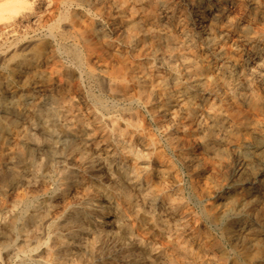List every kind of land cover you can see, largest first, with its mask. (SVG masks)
<instances>
[{"label":"rangeland","instance_id":"obj_1","mask_svg":"<svg viewBox=\"0 0 264 264\" xmlns=\"http://www.w3.org/2000/svg\"><path fill=\"white\" fill-rule=\"evenodd\" d=\"M34 1L36 2V3L34 2V14L35 15L33 14V15L29 16L28 18L23 19L22 24L15 26L13 29H9L10 31L6 30L5 31L6 33L5 32L0 33V40H1L0 41V49H1V51H0V60H1L0 61V66H1L0 67V88L4 91L8 92V93L16 94V93H19L20 91H23V90L33 91L32 89H34L35 86H38L41 88L39 92L45 93L47 95H51L56 100V102L45 101L46 104H45V102H44V104L46 106L57 105V104L59 106H61L64 103H66V105H68L66 107L69 109V117L72 120L75 119L74 121L76 123H77V121L89 123V125H91L93 127L92 134L95 137V145H97V148H95L94 144H92V143H90L87 146V150L93 156L92 165L88 166L87 165L88 163H82V165L81 164L78 165L77 170L75 171V174L81 175L82 178L78 182H73V184H71V186H70V189L67 191H63L61 189L62 185H61L60 180H59L60 178L58 175V171L55 168L50 169V172H47L45 175L39 176L40 177L39 182L29 183L26 185L25 188H24L25 185H23V184L16 186V187H13V188H10L9 186H7V181L3 180L0 177V179H1L0 180V205H9V203L11 204L12 199L14 197H16L17 195L22 196V195L28 194L31 196L30 199L28 198L26 203H22L20 205L17 204L15 206L14 214L16 215L15 216L16 222L14 221V224L12 225L13 231L10 234L9 239H7V240L5 239L6 243H4V241H3L4 238L2 236H0V264H10V263L11 264H19V263L20 264H48V263L49 264H53V263L57 264L58 261H56V258H54L55 253L47 245V242H49L51 240L50 237L53 235V233L55 231H58L61 234H63L69 243H71L73 241L71 243V246L69 249V254H67L66 256H64L61 259L62 264H122V263L123 264H165L166 262H167L166 264H184V263L196 264L198 260L201 263L198 262L197 264H202V263L203 264H212V263L213 264H217V263L223 264L224 261H225V264H229V263L230 264H236V263L237 264H244V263L245 264H254V263L264 264V254H263L264 253V244L261 242V241L264 242V239H263L264 238V230H263L264 229L263 228L264 227V206H263L264 205V197H263L264 196V189H263L264 187H262V186H264L263 185L264 180L262 179V178H264V150H263L264 149V132H262L264 129V124H263L264 123V118H263L264 117V97H263L264 96V92H263L264 91V82H263V80H264V24H263L264 23V16H263L264 15V0H231V1L230 0H217V1L216 0H186V1L185 0H180V1L179 0H164V1L159 0L160 1L159 4L161 3L160 5H162L160 7H164L166 10H168V14H170L169 15L170 17H168V19L170 18V20H172V21L167 20V19L163 20L165 18H163L161 16L162 13L159 14L157 11H155V10L153 11L152 5H154L153 4L154 0H145V2H143L144 1L143 0L142 2L136 3L133 5L134 9L129 7L130 3H132L133 0L132 1L131 0H125V1L123 0L124 2L121 0L123 2L124 8L126 7L125 9L121 10L122 12L118 9L114 0H112V1L111 0H104L101 3H97L96 0H73V1L71 0V1H68V3L65 2V0H48V1H50V3L47 2V0H45V1L40 0L41 2L38 0H34ZM55 1H57V2H55ZM78 1H80V2H78ZM199 1L201 3H199ZM125 2L127 3V5ZM187 2H188V4H187ZM45 3L48 5H45ZM102 3L105 5L103 6ZM77 4H79V5H77ZM51 5H53V6H51ZM146 5L148 6V8H146L147 7ZM257 6H258V11L255 10L257 8ZM85 7H87V8H85ZM237 7L239 8V10H237L238 9ZM208 8H210V9H208ZM42 9H44V10H42ZM48 9H49V11H48ZM59 9L62 13H60ZM126 9H127V11H126ZM132 9L134 11H132ZM136 9H137V11H136ZM199 9H201V11H202L201 13H198ZM86 11H87V13H86ZM106 11L108 12V14L110 16L107 14ZM48 12H49V14H48ZM105 12H106V14H105ZM134 12H136V13H134ZM140 12H141V14H140ZM44 13L46 14L45 16H43ZM132 13H134V14H132ZM260 13H263V14H260ZM37 14H39V15H37ZM196 14H201V16L204 17V19L202 20V22H204V24L206 23L204 26V29H201V27H200L201 22L199 23L198 20L196 19V18H198V17H196ZM130 15H132V16H130ZM253 15L255 17H253ZM36 16H37V18H36ZM88 16H91V17H88ZM135 16H137V17H135ZM42 17H44V18H42ZM211 17H212V19H210ZM228 17H230V19ZM254 18H255V20H254ZM50 19H51V21H49ZM55 19H57V20H55ZM122 20L124 22H122ZM130 20H132L134 23L144 22L142 24L148 25V26H149V22H151L152 24H150V25L152 28H154L153 30L161 32V33L169 31L172 28H173L172 30L177 35H179V33L182 29L189 30L191 32V34H192V32H193V34L195 32L196 35L195 34L194 35L197 36L196 38H198L199 40L195 41L196 43H195V46L193 48L196 50V58H197L198 62L199 63L202 62V64L203 63L204 64L211 63L214 73H218V72L221 73L222 72L221 77L223 78L224 82H222L221 79L220 80L218 79L216 81L217 83H216V86L214 88L205 89V91H203L202 89H192L191 92L187 94L188 96L187 95H185V96L184 95H178V93H175L171 97V99L177 98V99H180V102L178 104L176 103V104L172 105L171 107H169L167 109L164 108L163 102L161 101L162 89L159 88V85H158L159 77L163 74H171V75L175 74L181 80H183V79L185 80L187 78V76L185 74V71H182V70H185L184 64L182 63L181 58H177L175 60L174 59L170 60V57L168 56V53L165 50H161V51L156 52L155 49H156L157 45L154 41H153V43H152V41L147 42L148 44L146 43V45L140 49V52L139 51H138V53L133 52L134 49L138 48L137 46L139 45V43L136 41L134 43L133 42H126V41H124V39L122 37L124 34H126L128 31L131 30L130 29V23L128 24V22ZM161 20L164 22H162ZM25 21L26 22L28 21L29 26L27 25V23L25 24ZM34 21H36V23ZM184 21H186L187 23ZM105 22H108V23L105 24ZM165 22H166V24H165ZM168 22L170 23V25ZM178 22H180V23H178ZM219 22H220V24H219ZM225 22H226V24H225ZM62 23H63V25H62ZM64 23H66L67 25ZM159 23L162 24L163 26L160 25ZM254 23H255V25H254ZM41 24H43V25H41ZM157 24H159L160 29H159V26H157ZM171 24H173L177 28H175ZM177 24H179V25H177ZM23 25H24V27H23ZM210 25L214 26V27L216 26L218 30L222 29V32H221L222 35L217 36L218 37L217 39L219 40V42L222 43V46L224 45L223 47L225 48V51L229 49L223 55H219V54H217V52L209 51L207 48V44L205 42V39H203V35H205L206 33L209 32ZM228 25H229V27H228ZM259 25H261V26H259ZM117 26H119V27H117ZM124 26H125V28H124ZM161 26H162V28H161ZM19 27H21V28H19ZM206 27H208V28H206ZM166 28H167V30H166ZM188 28H190V29H188ZM36 29H38V30H36ZM19 30H21L22 32H20ZM159 30H161V31H159ZM201 30H203V31H201ZM48 31L49 32L51 31V32L49 33ZM113 31H115V32H113ZM117 31H118V33H117ZM177 31H178V33H177ZM206 31H208V32H206ZM238 31H239V33H237ZM102 32L105 33V36L107 35L106 38H103L100 36V35H102L101 34ZM44 33L45 34L47 33V35H44ZM72 33L74 36L72 35ZM82 33H84L83 35L86 36V39L89 41V44L91 46L90 49H87L85 46L83 47V45H82L83 42L79 38V35ZM201 33H202V35H201ZM6 34H7V36H6ZM48 34H50V35H48ZM235 34H238V35L235 36ZM2 35L3 36L5 35L3 37L4 39L2 38ZM10 35H12V36H10ZM52 35H53V37L49 38V36H52ZM68 35L71 37H69ZM120 35H122V36H120ZM118 36H120V38H118ZM243 36H244V38H243ZM67 37H69V38H67ZM100 37L102 38V40ZM245 38H247V40ZM252 38H253V40H252ZM76 39H77V41H76ZM104 39L107 43V49H106L105 55L101 54L102 53V51H101L102 46H104L103 45ZM120 39H121V41H120ZM255 39H257V40H255ZM26 40H29L28 43L30 42L29 44H31V45H29ZM229 41L231 42L230 44L227 43ZM56 42L59 44L57 45ZM73 42L74 43L76 42V43L74 44ZM201 43H202V45H201ZM233 43H234V45H233ZM134 44H136V45H134ZM235 44H239V45H237V47L239 49L236 47ZM120 45H122V46H120ZM31 46H33V47H31ZM55 46H56V48H55ZM73 46L76 47L78 50L82 51L83 55L85 56L86 60H84L83 63L78 64L76 62V60L73 58V56L70 55V52L68 53V48L73 47ZM46 48H48V49H46ZM61 48H63V49L61 50ZM245 48H247V49H245ZM9 49H10V51H9ZM112 49H114V50H112ZM235 49H237V50H235ZM240 49H241V51H240ZM57 50H59V51H57ZM119 50H120V52H119ZM234 52H236V53H234ZM86 54H88V56ZM197 54H199V55H197ZM233 54H235L236 56ZM114 55H115V57H114L115 59L112 58ZM155 55H156V57H155ZM90 56H93V57H90ZM105 56H107V57H105ZM151 56H153V57H151ZM229 56H230V58H229ZM240 56L242 59L240 58ZM244 56H246V57H244ZM45 57L47 58V60ZM135 57H136V59H135ZM199 57H200V59H199ZM5 58H6V60H5ZM9 58H10V60H9ZM156 58H158V60ZM224 58H225V61H224ZM97 60L99 61V63ZM112 60L114 62H112ZM165 60H166V63H165ZM167 60L168 61L170 60L171 63L173 65H175V70L171 71L169 69L168 63L170 61L168 62ZM50 61H52V62H50ZM95 61H97V62H95ZM146 61H147V63H146ZM151 62H153V63H151ZM212 62L214 63V65ZM101 63L103 65H101ZM108 63H109V66H108ZM31 64H34V65H31ZM134 64H136V65H134ZM148 64H149V66H148ZM154 64H156V65H154ZM120 65H121V67H120ZM38 66H39V68H38ZM75 66H77L78 69ZM232 66H234V67L232 68ZM109 67H110V69H109ZM166 67H168V68H166ZM112 68L113 69L117 68L118 70H120V71H118V73H120V75L117 74L118 78L117 77H115V78H116V81L118 82V84L120 85L121 91H123L124 94L128 95L129 98L115 97L112 94L111 90L107 88L106 85L108 84L109 80H111V78H112V76L110 75V70ZM224 68H226V69H224ZM229 68H231V69H229ZM132 69L134 71H136L137 74H139L141 78L144 79L145 82L142 84L146 87V89L152 91V94H150L151 99H149V101H148V99L145 100V98L144 99L139 98V94H138L139 93V89H138L139 85L134 80H132L131 78L130 79L129 78H126V79L122 78V75H121L122 72L128 73ZM237 69L238 70L240 69V70L238 71ZM259 69H261V70H259ZM106 71H108V72H106ZM255 71H257V73ZM261 72H262L263 76H262ZM28 73H29V75H27ZM160 73H162V74H160ZM2 75H4V76H2ZM84 75H86V76H84ZM71 76H73V77H71ZM103 76H105V77H103ZM147 78H149V79H147ZM256 79H258L259 82L256 81ZM148 81H149V83H148ZM31 82H32V84H31ZM237 82H238V84H237ZM254 83H255V85H254ZM260 84H262V85H260ZM67 85H68V87H67ZM45 86H46V88H45ZM134 86H135V88H134ZM15 87H16V89H14ZM251 87H252V89H251ZM10 88H13V89H10ZM49 90H50V93L48 92ZM73 90H74V92H73ZM106 90H107V92H106ZM167 90H171V87L169 86V88H167ZM211 91L214 93V95ZM88 93H90V94H88ZM70 94H72V95H70ZM252 94L256 95L257 98L259 100H261V103L263 105L262 110H261L260 114H258V115L254 114L253 110L249 109L248 106L242 101L243 96H245V95L249 96ZM192 96H194V97H192ZM121 98H123V99H121ZM193 101H198V102L196 105L195 104L193 105V103H192ZM199 101H201V102H199ZM146 102H148V103H146ZM187 102H188V104H187ZM114 103H115V107H114ZM180 104H181V106H180ZM232 104L238 106L240 115L247 116L249 119H252V118L257 119V124L259 125V128L256 129V131L258 130L259 132L253 131L254 132V135H253V133H249L248 131H246L239 122H237V123L235 122V124L232 125L233 124L232 122H234V121L232 120L231 117H227V119H225L223 122L222 121L217 122L219 125L217 123H216L217 125L215 123L212 124L209 121L210 116H211V109H210L209 105L214 106V107H218L221 109L222 113H226L227 109H228V105H232ZM177 106H178V108H177ZM71 107H72V109H71ZM79 107L81 108V110ZM85 109H87V111ZM187 111H191V113L193 115L192 118H189L187 115H185V113ZM104 113L107 115H105ZM110 114L111 115L113 114V115L111 116ZM206 114H207V116H206ZM114 115H116V116H114ZM54 116L56 118V121H55L56 128H58V129L62 128L64 126V120H63L62 116L58 112H56L54 114ZM136 116L138 117V119H136ZM112 117H113V119L111 120ZM257 117H259V118H257ZM77 118H79V119H77ZM180 119H182V120H180ZM172 122H174V123H172ZM206 123H210L214 126L211 125L210 127H208V126H206ZM197 124L199 126H197ZM129 125H131V126L129 127ZM94 126H96V127H94ZM195 126H197V127H195ZM202 126H203V128H201ZM231 126H234V127L236 126V127L241 129L240 134H239V142L241 139L240 143H242V144H240V143L235 144V148H236L235 149L234 145L232 147V144L229 143L227 140H222V141L217 142V145L219 144L218 145L219 148H222V149L224 148L226 150V153L221 158L217 159V156L215 154H213L214 152L212 150H209L204 145L203 133L206 132L208 129H211V130L215 129L214 131H216L219 128H228ZM134 127H135V129H134ZM104 129H105V131H104ZM242 129H244V130H242ZM33 130L37 135H40V136L48 134V133L45 134V131L41 130L39 127H36ZM171 133H173V134H171ZM175 133H176V135H175ZM54 134L57 135V132H55ZM58 136L59 135H57V137ZM166 136H168V137L166 138ZM243 136H244V138H243ZM259 137H260V139H259ZM63 138H66L68 140L71 139L70 136H68V137L59 136V139H63ZM252 138L255 140L256 139H258V140L255 142V140H253ZM150 139H151V141H150ZM243 140H245V141H243ZM246 140H247V142H246ZM187 143H188V145H187ZM182 146H183V148H182ZM230 146H231V148H230ZM232 148H233V151H231ZM138 150H139V152H138ZM132 152H133V154H132ZM106 153L111 155V157L114 160V162L116 163L117 167L115 165L110 167L106 163L104 164V162H101V156L105 155ZM156 154H158V155H156ZM162 154H164V155H162ZM199 154H201V155H199ZM227 154L228 155L230 154V156H228ZM159 156L162 157V159L159 158ZM136 157H138V158H136ZM205 157L210 158V159L206 160ZM215 157H216V159H215ZM230 157H231V159H230ZM166 158H167V160H166ZM200 158H201V161H200ZM204 160H206V161H204ZM216 160H219V161H216ZM228 160L230 161L229 163H228ZM191 161H192V163H191ZM198 161L200 163H198ZM193 163H195V164H193ZM55 164H59V162L55 163ZM208 164H209V166L207 167ZM119 165H122L124 167V170H126V176H120L119 175V173H118L119 167H120ZM143 165H145V166L143 167ZM223 165L225 167H227L228 165L229 166L227 168H224ZM159 166H161V167H159ZM196 166H197V168L195 169ZM228 168H229V170H228ZM215 169H217L218 171ZM0 174H3V171ZM164 174H166V175H164ZM107 176H108V178H107ZM110 176H112V177L110 178ZM116 179H118V180H116ZM122 179H124L125 181ZM131 180L132 181L135 180L138 183L133 186L129 182ZM218 180L221 182H219ZM157 182H158V184H157ZM114 184H119L125 191H127L129 194L131 193L130 194V196L132 198L131 204L127 203L124 196L118 194V192L113 187ZM259 184L261 186H259ZM245 186H246V188H245ZM31 187H32V189H31ZM33 187H35V189ZM36 187H38V188H36ZM162 187H163V189H162ZM73 188H74V190H73ZM14 189H16V190H14ZM79 189H81V191ZM99 189H101V190H99ZM171 189H173V190H171ZM12 191H14V192H12ZM77 191H79L81 193H79ZM207 191L210 193H208ZM223 191H225V192H223ZM136 192L138 193V195L136 194ZM156 192H158V193H156ZM203 192H206V193L204 194ZM222 192L225 195H223ZM65 194H67V195H65ZM87 194H89V195H87ZM145 194H146V196H145ZM157 194H158V196H157ZM83 195H85V196H83ZM173 195H175L174 196L175 198L173 197ZM243 195H244V197H243ZM249 195H251V196H249ZM76 196H78L79 198H77ZM89 196H91V197H89ZM229 196H233V197H229ZM257 196H259V197H257ZM229 198L232 199L233 201L230 200ZM248 199L250 200V202ZM111 200H112V202H111ZM245 200H246V202H245ZM113 201H115V202H113ZM138 201H140V203ZM97 202L100 204H98ZM145 202H146V204H145ZM213 202H215L217 205L215 203L213 204ZM252 202H254V203L252 204ZM235 203H237V204H235ZM249 203H250V205H249ZM45 204L51 205L49 212H48V216H50L52 219H55L56 223H54V225H49V223H46V222L40 224L38 227V233H37L38 235L36 236V238L34 240H32V242L30 244L24 245L20 241L21 235L19 232V229L22 228V224L24 221L23 217L25 216V214L31 212L34 205L43 206ZM172 204H173V206H172ZM255 204H257V205H255ZM144 205H145V207H144ZM218 205L220 207H218ZM228 205H230V206H228ZM251 205H252V207H251ZM261 205H262V207H261ZM168 207H169V209H168ZM238 207H240V209ZM56 209H57V211H56ZM225 209H227V210H225ZM255 211H257V213H259V215ZM70 212L72 214H77V217H78L77 222L75 224H70L69 226L68 225L65 226L64 222L61 221L62 217L66 213H70ZM224 212H226L227 214ZM254 212L256 215L254 214ZM172 213H173V215H172ZM163 214H164V216H163ZM176 215H178V216H176ZM249 215L250 216L252 215V216L250 217ZM186 216H187V218H186ZM101 217H104L107 220L110 219L109 223H107L105 225L101 224L99 222ZM258 218H260V219H258ZM0 219H1V217H0ZM186 220H188V221H186ZM251 220H252V222H251ZM113 221H114V223H113ZM169 221H171V222H169ZM243 221H244V223H243ZM19 222H20V224H19ZM181 222L183 224H181ZM235 223H237V224H235ZM78 225L81 226L82 228H81V231L79 232L80 240L77 242L76 240H74L73 234L79 228ZM90 225H93V226H90ZM176 225H177V227H176ZM31 227L32 226H29V225L27 226L28 229H30ZM248 227H250L251 229ZM115 228L118 230L116 231ZM181 228H183V229H181ZM86 229H88V230H86ZM233 229H234V231H233ZM176 231H177V233H175ZM41 233H43V234H41ZM125 233L127 234L126 236H125ZM226 233H229V234L226 235ZM46 234H47V236H46ZM89 234H90V236H89ZM192 234H194V235H192ZM229 236L231 237V239ZM259 236H260V238H259ZM164 237H166L167 239ZM106 239H107V242H106ZM118 239L119 240L121 239V240L119 241ZM192 239H193V241H192ZM86 240L89 241L88 244H87ZM200 240L202 242L201 245H200ZM207 240H209V241H207ZM122 241L124 243H122ZM159 241H161L163 243H161ZM204 241L208 242V243L205 242V244H207V246L204 244ZM215 241L216 242L218 241L217 244ZM220 241H222L221 242L222 245L220 244ZM90 242H92V243H90ZM105 242L107 245L105 244ZM190 242H191V244H190ZM198 242H199V244H198ZM231 242H232V244H231ZM240 243H241V246H240ZM163 245H164V247H163ZM170 245H171V247H170ZM228 245H229V247H228ZM96 246H98L99 248ZM122 246H124V247H122ZM135 246H137V247H135ZM185 246H186V248H185ZM242 246H244V247H242ZM261 246H262V248H261ZM81 247H83V248H81ZM87 247H88V250L86 249ZM91 248L94 250H92ZM180 248H183V249L185 248V249L183 250ZM205 248H207V249H205ZM32 250H34V251H32ZM89 250L92 251V252L90 251L91 254L88 252ZM220 250H222V252ZM95 251L98 252V254ZM133 251H134V253H133ZM78 252H80V253H78ZM48 254H50V255H48ZM96 254L98 255V257ZM137 254H139V255L135 256ZM185 254L186 255L188 254V255L186 256ZM207 254H209V256ZM213 254H214V257H212ZM216 254H218V255L215 256ZM95 255H96V257H95ZM157 255H159V256H157ZM165 255H167V256H165ZM180 255H182V256H180ZM197 255H198V257H196ZM222 255H223V259L221 260ZM146 256H147V258H146ZM256 256L259 258H257ZM260 257H261V259H260ZM169 258H171V259H169ZM185 258H186V260H185ZM207 258L210 259V262L207 260ZM172 259L174 260L173 263L171 261ZM88 260H90V261H88ZM195 260H197V261H195ZM213 260H215L217 263ZM242 260L243 261L246 260V261L243 263ZM259 260H262V261H259ZM42 261H43V263H42ZM84 261H85V263H84ZM257 261H259V262H257Z\"/></svg>","mask_w":264,"mask_h":264},{"label":"bare ground","instance_id":"obj_2","mask_svg":"<svg viewBox=\"0 0 264 264\" xmlns=\"http://www.w3.org/2000/svg\"><path fill=\"white\" fill-rule=\"evenodd\" d=\"M40 1V0H38ZM45 1V0H44ZM68 1H71V0H65V2L68 3ZM73 1V0H72ZM102 1L104 0H96L97 3H101ZM112 1V0H111ZM123 1V0H122ZM121 0H114L116 6L118 7V9L121 11L124 8V5H123V1L122 2ZM132 1V0H131ZM143 0H133L132 3H130V8H133V5L136 4V3H139V2H142ZM164 1V0H163ZM180 1V0H179ZM186 1V0H185ZM217 1V0H216ZM231 1V0H230ZM34 0H0V33L1 32H5L6 30L10 31L9 29H13L15 26L17 25H20L22 24V20L23 19H26L28 18L29 16L33 15L34 14ZM41 2V1H40ZM47 2L50 3V1L47 0ZM57 2V1H55ZM60 2V1H59ZM64 2V3H65ZM80 2V1H78ZM94 2V1H93ZM145 2V0L143 1ZM150 2V1H149ZM154 5L153 6V11H157L159 14H161V16L165 19L163 20H170V18L168 19V17H170L168 14V10H166L164 7H160L162 5L159 4V0H154L153 1ZM167 2V1H166ZM176 2V1H175ZM191 2V1H190ZM225 2V1H224ZM235 2V1H234ZM36 3V2H35ZM53 3V2H52ZM61 3V2H60ZM104 3V2H103ZM102 3V4H103ZM126 3V2H125ZM168 3V2H167ZM170 3V2H169ZM199 3H201L199 1ZM222 3V2H221ZM249 3V2H248ZM255 3V2H254ZM258 3V2H257ZM41 4V3H40ZM54 4V3H53ZM142 4V3H141ZM140 4V5H141ZM183 4V3H182ZM188 4V2H187ZM220 4V3H219ZM224 4V3H223ZM230 4V3H229ZM243 4V3H242ZM259 4V3H258ZM38 5V4H37ZM44 5V4H43ZM45 5H48L45 3ZM44 5V6H45ZM70 5V4H69ZM79 5V4H77ZM105 4H103L104 6ZM127 5V3H126ZM222 5V4H221ZM226 5V4H225ZM257 5V4H256ZM43 6V7H44ZM53 6V5H51ZM50 6V7H51ZM82 6V5H81ZM107 6V5H106ZM110 6V5H109ZM108 6V7H109ZM144 6V5H143ZM147 6V5H146ZM151 6V5H150ZM178 6V5H177ZM187 6V5H186ZM194 6V5H193ZM206 6V5H205ZM210 6V5H209ZM219 6V5H218ZM235 6V5H234ZM39 7V6H38ZM42 7V8H43ZM49 7V8H50ZM57 7V6H56ZM67 7V6H66ZM74 7V6H73ZM83 7V6H82ZM81 7V8H82ZM102 7V6H101ZM208 7V6H207ZM239 7V6H238ZM237 7V8H238ZM37 8V7H36ZM41 8V7H40ZM39 8V9H40ZM69 8V7H68ZM87 8V7H85ZM148 8V6L146 7ZM151 8V7H150ZM170 8V7H169ZM176 8V7H175ZM224 8V7H223ZM247 8V7H246ZM54 9V8H53ZM63 9V8H62ZM67 9V8H66ZM105 9V8H104ZM134 9V8H133ZM132 9V11H134ZM143 9V8H142ZM151 9V10H152ZM198 9V8H197ZM203 9V8H202ZM210 9V8H208ZM244 9V8H243ZM44 10V9H42ZM46 10V9H45ZM103 10V9H102ZM109 10V9H108ZM113 10V9H112ZM118 10V11H119ZM147 10V9H146ZM150 10V11H151ZM196 10V9H195ZM216 10V9H215ZM220 10V9H219ZM239 10V8L237 9ZM256 11H258V6L257 8L255 9ZM49 11V9H48ZM60 11V9H59ZM76 11V10H75ZM127 11V9H126ZM129 11V10H128ZM137 11V9H136ZM145 11V10H144ZM180 11V10H179ZM243 11V10H242ZM254 11V10H253ZM44 12V11H43ZM47 12V11H46ZM107 12V11H106ZM105 12V14H106ZM122 12V11H121ZM147 12V11H146ZM173 12V11H172ZM190 12V11H189ZM201 9L198 10V13H201ZM52 13V12H51ZM58 13V12H57ZM60 13H62L60 11ZM66 13V12H65ZM78 13V12H77ZM87 13V11H86ZM114 13V12H113ZM112 13V14H113ZM136 13V12H134ZM132 13V14H134ZM196 13V12H195ZM208 13V12H207ZM211 13V12H210ZM49 14V12H48ZM108 14V12H107ZM141 14V12H140ZM154 14V13H153ZM192 14V13H191ZM224 14V13H223ZM226 14V13H225ZM231 14V13H230ZM248 14V13H247ZM260 14H263V13H260ZM35 15V14H34ZM39 15V14H37ZM41 15V14H40ZM46 14L44 13L43 16H45ZM61 15V14H60ZM109 15V14H108ZM114 15V14H113ZM120 15V14H119ZM127 15V14H126ZM143 15V14H142ZM157 15V14H156ZM183 15V14H182ZM233 15V14H232ZM235 15V14H234ZM239 15V14H238ZM241 15V14H240ZM251 15V14H250ZM59 16V15H58ZM62 16V15H61ZM92 16V15H91ZM91 16H88V17H91ZM103 16V15H102ZM106 16V15H105ZM110 16V15H109ZM132 16V15H130ZM145 16V15H144ZM159 16V15H158ZM157 16V17H158ZM247 16V15H246ZM262 16V15H261ZM264 16V15H263ZM83 17V16H82ZM137 17V16H135ZM139 17V16H138ZM150 17V16H149ZM154 17V16H153ZM196 18L198 20V22L200 23L201 22V29H204V22H202V20L204 19L203 16H201V14H196ZM217 17V16H216ZM253 17H255L253 15ZM37 18V16H36ZM44 18V17H42ZM57 18V17H56ZM62 18V17H61ZM68 18V17H67ZM75 18V17H74ZM111 18V17H110ZM118 18V17H117ZM151 18V17H150ZM185 18V17H184ZM209 18V17H208ZM230 19V17H228ZM233 18V17H232ZM240 18V17H239ZM58 19V18H57ZM55 19V20H57ZM78 19V18H77ZM93 19V18H92ZM105 19V18H104ZM149 19V18H148ZM212 19V17L210 18ZM30 20V19H29ZM35 20V19H34ZM46 20V19H45ZM61 20V19H60ZM82 20V19H81ZM80 20V21H81ZM102 20V19H101ZM110 20V19H109ZM108 20V21H109ZM114 20V19H113ZM143 20V19H142ZM177 20V19H176ZM181 20V19H180ZM183 20V19H182ZM196 20V21H197ZM235 20V19H234ZM255 20V18H254ZM31 21V20H30ZM42 21V20H41ZM51 21V19L49 20ZM53 21V20H52ZM59 21V20H58ZM88 21V20H87ZM151 21V20H150ZM162 21V20H161ZM160 21V22H161ZM172 21V20H170ZM178 21V20H177ZM188 21V20H187ZM213 21V20H212ZM36 23V21H34ZM112 22V21H111ZM117 22V21H116ZM122 22H124L122 20ZM164 22V21H162ZM186 22V21H184ZM183 22V23H184ZM254 22V21H253ZM257 22V21H256ZM27 23L28 25V21L26 22L25 21V24ZM40 23V22H39ZM43 23V22H42ZM52 23V22H51ZM50 23V24H51ZM67 23V22H66ZM64 23V24H66ZM108 23V22H105V24ZM114 23V22H113ZM130 23V31H128L126 34H124L123 36V39L124 41L126 42H138L139 45L137 46L138 48L134 49L133 52H137L138 51L140 52V49L143 48L147 42L149 41H153L156 43V49L155 51H161V50H165L167 51L168 53V56L170 57V60H175L177 58H181L182 60V63L184 64V67H185V70H182V71H185V74L187 76V78L184 80H181L179 77H177L175 74L171 75V74H163L159 77V88L162 89L161 91V95H162V99L161 101L163 102V105H164V108H169L171 107L172 105L174 104H178L180 102V99H177V98H174V99H171V97L175 94V93H178V95H187L188 93L191 92L192 89H202L203 91H205V89H209V88H214L216 86V81L219 79L223 81V78L221 77V74L222 72H218V73H214L213 71V67H212V64L211 63H206V64H202L198 62L197 58H196V50L193 48L195 46V41L196 40H199L198 38H196L197 36H195V32L193 34H191V32L187 29H182L179 33V35H177L172 29H170L169 31H166V32H158V31H155L153 30L154 28L151 27L150 24H152L151 22H149V26L148 25H143L142 23H134L132 20H130L128 22V24ZM169 23V22H168ZM180 23V22H178ZM187 23V22H186ZM185 23V24H186ZM211 23V22H210ZM229 23V22H228ZM236 23V22H235ZM242 23V22H241ZM247 23V22H246ZM245 23V24H246ZM260 23V22H259ZM262 23V22H261ZM30 24V23H29ZM93 24V23H92ZM111 24V23H110ZM160 24V23H159ZM159 24H157V26H159ZM166 24V22H165ZM175 24V23H174ZM197 24V23H196ZM220 24V22H219ZM226 24V22H225ZM224 24V25H225ZM233 24V23H232ZM264 24V23H263ZM37 25V24H36ZM43 25V24H41ZM55 25V24H54ZM63 25V23H62ZM67 25V24H66ZM113 25V24H112ZM120 25V24H119ZM124 25V24H123ZM127 25V24H126ZM162 25V24H160ZM170 25V23H169ZM173 25V24H171ZM179 25V24H177ZM184 25V24H183ZM190 25V24H189ZM199 25V24H198ZM255 25V23H254ZM253 25V26H254ZM29 26V25H28ZM34 26V25H33ZM50 26V25H49ZM53 26V25H52ZM57 26V25H56ZM86 26V25H85ZM105 26V25H104ZM114 26V25H113ZM129 26V25H128ZM155 26V25H154ZM163 26V25H162ZM161 26V28H162ZM174 26V25H173ZM172 26V27H173ZM193 26V25H192ZM218 26V25H217ZM220 26V25H219ZM238 26V25H237ZM245 26V25H244ZM248 26V25H247ZM261 26V25H259ZM24 27V25H23ZM31 27V26H30ZM44 27V26H43ZM54 27V26H53ZM64 27V26H63ZM107 27V26H106ZM112 27V26H111ZM119 27V26H117ZM165 27V26H164ZM175 28H177L176 26H174ZM179 27V26H178ZM194 27V26H193ZM216 27V26H215ZM214 26H211L210 25V30L208 33H206L205 35H203V39H205V42L207 44V48L209 51H212V52H217V54L219 55H223L225 54L228 50L225 51V48L222 46V43L219 42V40L217 39L218 37L217 36H221L222 35V29H217V27L215 28ZM229 27V25H228ZM236 27V26H235ZM21 28V27H19ZM18 28V29H19ZM40 28V27H39ZM69 28V27H68ZM100 28V27H99ZM125 28V26H124ZM157 28V27H156ZM168 28V27H167ZM166 28V30H167ZM208 28V27H206ZM222 28V27H221ZM224 28V27H223ZM239 28V27H238ZM23 29V28H22ZM60 29V28H59ZM109 29V28H108ZM115 29V28H114ZM119 29V28H118ZM159 29H160V26H159ZM190 29V28H188ZM193 29V28H192ZM191 29V30H192ZM217 29V30H216ZM243 29V28H242ZM38 30V29H36ZM121 30V29H120ZM126 30V29H125ZM129 30V29H128ZM12 31V30H11ZM15 31V30H14ZM20 32H22L21 30H19ZM34 31V30H33ZM58 31V30H57ZM64 31V30H63ZM62 31V32H63ZM70 31V30H69ZM98 31V30H97ZM161 31V30H159ZM203 31V30H201ZM217 31V32H216ZM227 31V30H226ZM229 31V30H228ZM243 31V30H242ZM36 32V31H35ZM49 32V31H48ZM51 32V31H50ZM49 32V33H50ZM65 32V31H64ZM74 32V31H73ZM115 32V31H113ZM225 32V31H224ZM241 32V31H240ZM256 32V31H255ZM6 33V32H5ZM55 33V32H54ZM57 33V32H56ZM71 33V32H70ZM97 33V32H96ZM118 33V31H117ZM122 33V32H121ZM178 33V31H177ZM232 33V32H231ZM239 33V31L237 32ZM262 33V32H261ZM68 34V33H67ZM84 33L80 34L79 35V38L80 40H82V45L83 47L85 46L87 49H90V44H89V41L86 39V36L83 35ZM102 35H100L101 37L103 38H106L107 35L105 36V33H101ZM120 34V33H119ZM226 34V33H225ZM249 34V33H248ZM44 35H47V33ZM50 35V34H48ZM73 35V33H72ZM99 35V34H98ZM110 35V34H109ZM108 35V36H109ZM202 35V33H201ZM228 35V34H227ZM226 35V36H227ZM238 35V34H235V36ZM5 36V35H4ZM2 35V38L4 37ZM7 36V34H6ZM12 36V35H10ZM15 36V35H14ZM40 36V35H39ZM58 36V35H57ZM69 36V35H68ZM74 36V35H73ZM120 36H118V38H120ZM229 36V35H228ZM231 36V35H230ZM50 37H53L52 36H49ZM71 37V36H69ZM67 37V38H69ZM100 37V38H101ZM234 37V36H233ZM239 37V36H238ZM253 37V36H252ZM257 37V36H256ZM56 38V37H55ZM63 38V37H62ZM112 38V37H111ZM232 38V37H231ZM244 38V36H243ZM4 39V38H3ZM2 39V40H3ZM8 39V38H7ZM234 39V38H233ZM247 40V38H245ZM244 39V40H245ZM6 40V39H5ZM4 40V41H5ZM17 40V39H16ZM30 40V39H29ZM29 40H26L27 43ZM34 40V39H33ZM40 40V39H39ZM62 40V39H61ZM72 40V39H71ZM102 40V38H101ZM117 40V39H116ZM226 40V39H225ZM236 40V39H235ZM253 40V38H252ZM257 40V39H255ZM263 40V39H262ZM1 41V40H0ZM77 41V39H76ZM79 41V40H78ZM99 41V40H98ZM112 41V40H111ZM118 41V40H117ZM121 41V39H120ZM201 41V40H200ZM223 41V40H222ZM231 41V40H230ZM227 42V43H231V42ZM53 42V41H52ZM15 43V42H14ZM30 43V42H29ZM28 43V44H29ZM57 43V42H56ZM63 43V42H62ZM74 43V42H73ZM76 43V42H75ZM74 43V44H75ZM104 46H102V53L103 55L106 54V49H107V43L104 39V42H103ZM151 43V44H152ZM236 43V42H235ZM251 43V42H250ZM257 43V42H256ZM263 43V42H262ZM12 44V43H11ZM27 44V45H28ZM59 43H57L58 45ZM72 44V43H71ZM79 44V43H78ZM77 44V45H78ZM148 44V43H147ZM150 44V43H149ZM13 45V44H12ZM31 45V44H29ZM54 45V44H53ZM67 45V44H66ZM117 45V44H116ZM130 45V44H129ZM128 45V46H129ZM133 45V44H132ZM136 45V44H134ZM154 45V44H153ZM197 45V44H196ZM202 45V43H201ZM205 45V44H204ZM234 45V43H233ZM236 47L237 45L239 44H235ZM241 45V44H240ZM244 45V44H243ZM249 45V44H248ZM261 45V44H260ZM10 46V45H9ZM60 46V45H59ZM81 46V45H80ZM122 46V45H120ZM119 46V47H120ZM131 46V45H130ZM151 46V45H150ZM232 46V45H231ZM8 47V46H7ZM20 47V46H19ZM33 47V46H31ZM82 47V46H81ZM114 47V46H113ZM228 47V46H227ZM18 48V47H17ZM16 48V49H17ZM56 48V46H55ZM127 48V47H126ZM146 48V47H145ZM238 48V47H237ZM250 48V47H249ZM48 49V48H46ZM58 49V48H57ZM63 48H61L62 50ZM67 49V48H66ZM110 49V48H109ZM198 49V48H197ZM205 49V48H204ZM239 49V48H238ZM247 49V48H245ZM254 49V48H253ZM260 49V48H259ZM5 50V49H4ZM27 50V49H26ZM29 50V49H28ZM50 50V49H49ZM114 50V49H112ZM232 50V49H231ZM237 50V49H235ZM1 51V49H0ZM10 51V49H9ZM12 51V50H11ZM59 51V50H57ZM93 51V50H92ZM127 51V50H126ZM241 51V49H240ZM246 51V50H245ZM13 52V51H12ZM70 52V55L73 56V58L76 60V62L78 64H81L84 62V60H86L85 56L83 55L82 51L78 50L76 47H69L68 48V53ZM108 52V51H107ZM113 52V51H112ZM120 52V50H119ZM198 52V51H197ZM63 53V52H62ZM93 53V52H92ZM128 53V52H127ZM149 53V52H148ZM151 53V52H150ZM206 53V52H205ZM236 53V52H234ZM258 53V52H257ZM4 54V53H3ZM17 54V53H16ZM42 54V53H41ZM120 54V53H119ZM130 54V53H129ZM133 54V53H132ZM166 54V53H165ZM207 54V53H206ZM213 54V53H212ZM245 54V53H244ZM23 55V54H22ZM27 55V54H26ZM88 56V54H86ZM90 55V54H89ZM96 55V54H95ZM94 55V56H95ZM108 55V54H107ZM118 55V54H117ZM125 55V54H124ZM134 55V54H133ZM137 55V54H136ZM199 55V54H197ZM218 55V56H219ZM235 55V54H233ZM30 56V55H29ZM46 56V55H45ZM65 56V55H64ZM123 56V55H122ZM126 56V55H125ZM135 56V55H134ZM162 56V55H161ZM215 56V55H214ZM236 56V55H235ZM238 56V55H237ZM257 56V55H256ZM259 56V55H258ZM47 57V56H46ZM45 57V58H46ZM67 57V56H66ZM70 57V56H69ZM90 57H93V56H90ZM102 57V56H101ZM107 57V56H105ZM115 55L112 57L114 58ZM153 57V56H151ZM156 57V55H155ZM246 57V56H244ZM43 58V57H42ZM97 58V57H96ZM95 58V59H96ZM118 58V57H117ZM230 58V56H229ZM236 58V57H235ZM241 58V56H240ZM248 58V57H247ZM4 59V58H3ZM56 59V58H55ZM61 59V58H60ZM92 59V58H91ZM98 59V58H97ZM107 59V58H106ZM105 59V60H106ZM115 59V58H114ZM121 59V58H120ZM136 59V57H135ZM141 59V58H140ZM158 60V58H156ZM164 59V58H163ZM162 59V60H163ZM200 59V57H199ZM223 59V58H222ZM242 59V58H241ZM6 60V58H5ZM4 60V61H5ZM10 60V58H9ZM8 60V61H9ZM47 60V58H46ZM64 60V59H63ZM125 60V59H124ZM131 60V59H130ZM139 60V59H138ZM151 60V59H150ZM169 60V61H170ZM230 60V59H229ZM255 60V59H254ZM1 61V60H0ZM40 61V60H39ZM38 61V62H39ZM44 61V60H43ZM53 61V60H52ZM50 61V62H52ZM98 61V60H97ZM95 61V62H97ZM103 61V60H102ZM117 61V60H116ZM134 61V60H133ZM152 61V60H151ZM168 61V60H167ZM168 61V62H169ZM208 61V60H207ZM224 61H225V58H224ZM236 61V60H235ZM28 62V61H27ZM33 62V61H32ZM112 62H114L112 60ZM137 62V61H136ZM141 62V61H140ZM150 62V61H149ZM223 62V61H222ZM233 62V61H232ZM36 63V62H35ZM40 63V62H39ZM63 63V62H62ZM72 63V62H71ZM75 63V62H74ZM99 63V61H98ZM116 63V62H115ZM147 63V61H146ZM153 63V62H151ZM165 63H166V60H165ZM175 63V62H174ZM181 63V64H182ZM213 63V62H212ZM244 63V62H243ZM249 63V62H248ZM252 63V62H251ZM7 64V63H6ZM105 64V63H104ZM137 64V63H136ZM134 64V65H136ZM253 64V63H252ZM263 64V63H262ZM12 65V64H11ZM31 65H34V64H31ZM50 65V64H49ZM69 65V64H68ZM101 65H103L101 63ZM117 65V64H116ZM122 65V64H121ZM120 65V67H121ZM156 65V64H154ZM153 65V66H154ZM214 65V63H213ZM219 65V64H218ZM235 65V64H234ZM241 65V64H240ZM249 65V64H248ZM14 66V65H13ZM17 66V65H16ZM43 66V65H42ZM55 66V65H54ZM108 66H109V63H108ZM130 66V65H129ZM145 66V65H144ZM149 66V64H148ZM147 66V67H148ZM160 66V65H159ZM168 66H169V69L172 71V70H175V65H173L171 63V61L168 63ZM177 66V65H176ZM223 66V65H222ZM230 66V65H229ZM246 66V65H245ZM260 66V65H259ZM258 66V67H259ZM1 67V66H0ZM51 67V66H50ZM77 67V66H75ZM101 67V66H100ZM127 67V66H126ZM146 67V66H145ZM144 67V68H145ZM155 67V66H154ZM217 67V66H216ZM225 67V66H224ZM234 66H232L233 68ZM249 67V66H248ZM255 67V66H254ZM39 68V66H38ZM54 68V67H53ZM64 68V67H63ZM104 68V67H103ZM135 68V67H134ZM161 68V67H160ZM168 68V67H166ZM262 68V67H261ZM78 69V67H77ZM110 69V67H109ZM125 69V68H124ZM156 69V68H155ZM159 69V68H158ZM226 69V68H224ZM231 69V68H229ZM242 69V68H241ZM258 69V68H257ZM5 70V69H4ZM30 70V69H29ZM32 70V69H31ZM38 70V69H37ZM76 70V69H75ZM180 70V71H181ZM218 70V69H217ZM221 70V69H220ZM238 70V69H237ZM240 70V69H239ZM238 70V71H239ZM250 70V69H249ZM253 70V69H252ZM261 70V69H259ZM16 71V70H15ZM42 71V70H41ZM71 71V70H70ZM79 71V70H78ZM98 71V70H97ZM118 70L117 68H112L110 70V75L112 76L111 80H109L108 84L106 85L108 89L111 90L112 94L115 96V97H126V98H129L128 95L124 94L123 91H121V88H120V85L118 84V82L116 81V78L117 77V74L120 75V73H118ZM235 71V70H234ZM76 72V71H75ZM87 72V71H86ZM99 72V71H98ZM108 72V71H106ZM127 72V71H126ZM150 72V71H149ZM148 72V73H149ZM163 72V71H162ZM170 72V71H169ZM229 72V71H228ZM237 72V71H236ZM257 73V71H255ZM4 73V72H3ZM31 73V72H30ZM80 73V72H79ZM182 73V72H181ZM184 73V72H183ZM260 73V72H259ZM26 74V73H25ZM65 74V73H64ZM86 74V73H85ZM103 74V73H102ZM162 74V73H160ZM234 74V73H233ZM262 74V72H261ZM260 74V75H261ZM29 75V73L27 74ZM31 75V74H30ZM122 75V78L126 79V78H131L132 80H134L138 85H139V98L141 99H144L149 101L150 98V94H152V91L150 90H147L146 87L142 84L144 83V79L140 77L139 74H137L136 71H134L133 69L130 70L128 73H125V72H122L121 73ZM238 75V74H237ZM252 75V74H251ZM4 76V75H2ZM1 76V77H2ZM16 76V75H15ZM14 76V77H15ZM86 76V75H84ZM101 76V75H100ZM99 76V77H100ZM179 76V75H178ZM223 76V75H222ZM229 76V75H228ZM263 76V74H262ZM19 77V76H18ZM25 77V76H24ZM35 77V76H34ZM53 77V76H52ZM73 77V76H71ZM102 77V76H101ZM105 77V76H103ZM6 78V77H5ZM4 78V79H5ZM21 78V77H20ZM55 78V77H54ZM58 78V77H57ZM77 78V77H76ZM79 78V77H78ZM118 78V77H117ZM255 78V77H254ZM257 78V77H256ZM2 79V78H1ZM26 79V78H25ZM89 79V78H88ZM101 79V78H100ZM149 79V78H147ZM146 79V80H147ZM238 79V78H237ZM242 79V78H241ZM260 79V78H259ZM16 80V79H15ZM37 80V79H36ZM73 80V79H72ZM91 80V79H90ZM20 81V80H19ZM24 81V80H23ZM26 81V80H25ZM45 81V80H44ZM78 81V80H77ZM81 81V80H80ZM233 81V80H232ZM231 81V82H232ZM238 81V80H237ZM252 81V80H251ZM254 81V80H253ZM256 81H258V79H256ZM30 82V81H29ZM33 82V81H32ZM31 82V84H32ZM47 82V81H46ZM45 82V83H46ZM126 82V81H125ZM230 82V83H231ZM259 82V81H258ZM264 82V80H263ZM37 83V82H36ZM39 83V82H38ZM60 83V82H59ZM82 83V82H81ZM149 83V81H148ZM12 84V83H11ZM10 84V85H11ZM16 84V83H15ZM34 84V83H33ZM63 84V83H62ZM68 84V83H67ZM238 84V82H237ZM20 85V84H19ZM18 85V86H19ZM96 85V84H95ZM126 85V84H125ZM124 85V86H125ZM131 85V84H130ZM149 85V84H148ZM147 85V86H148ZM240 85V84H239ZM242 85V84H241ZM255 85V83H254ZM258 85V84H257ZM262 85V84H260ZM47 86V85H46ZM45 86V88H46ZM50 86V85H49ZM128 86V85H127ZM169 86L171 87V90H167V88H169ZM233 86V85H232ZM259 86V85H258ZM43 87V86H42ZM68 87V85H67ZM77 87V86H76ZM75 87V88H76ZM102 87V86H101ZM224 87V86H223ZM237 87V86H236ZM244 87V86H243ZM260 87V86H259ZM48 88V87H47ZM106 88V89H107ZM135 88V86H134ZM220 88V87H219ZM10 89H13V88H10ZM16 89V87L14 88ZM40 87L38 86H35L34 89H32L33 91H29V90H23V91H20L19 93H16V94H13V93H8L4 90H2L0 88V173L3 171V174H0V177L7 181V186H9L10 188H13V187H16V186H19V185H25L24 188L26 187L27 184L29 183H33V182H39L40 181V177L41 175H45L47 172H50V169L52 168H55L57 171H58V175H59V180H60V183L62 185L61 189L63 191H67L70 189V186L71 184H73V182H78L81 180V175L79 174H75V171L77 170V167L78 165H82V163H88L87 165L88 166H91L92 165V161H93V156L92 154L87 150V146L92 143L94 144V147L97 148V145H95V137L93 136L92 134V130H93V127L91 125H89V123H84V122H81V121H77V123L72 120L70 117H69V109L66 107L68 105H66V103H64L63 105L59 106L58 104L57 105H48L46 106V102L45 101H54L56 102V100L54 99V97H52L51 95H47L45 93H42V92H39L40 91ZM74 89V88H73ZM125 89V88H124ZM228 89V88H227ZM242 89V88H241ZM252 89V87H251ZM20 90V89H19ZM51 90V89H50ZM50 90L48 91L50 93ZM76 90V89H75ZM84 90V89H83ZM201 90V91H202ZM240 90V89H239ZM12 91V90H11ZM55 91V90H54ZM68 91V90H67ZM70 91V90H69ZM79 91V90H78ZM87 91V90H86ZM172 91V92H171ZM261 91V90H260ZM259 91V92H260ZM61 92V91H60ZM65 92V91H64ZM63 92V93H64ZM74 92V90H73ZM107 92V90H106ZM158 92V91H157ZM197 92V91H196ZM212 92V91H211ZM262 92V91H261ZM264 92V91H263ZM52 93V92H51ZM101 93V92H100ZM200 93V92H199ZM207 93V92H206ZM210 93V92H209ZM213 93V92H212ZM65 94V93H64ZM90 94V93H88ZM99 94V93H98ZM154 94V93H153ZM241 94V93H240ZM254 94V93H253ZM249 95V96H243L242 97V101L248 106L249 109L253 110L254 114L258 115L260 114L261 110H262V103H261V100H259L257 98L256 95ZM72 95V94H70ZM105 95V94H104ZM103 95V96H104ZM110 95V94H109ZM192 95V94H191ZM214 95V93H213ZM229 95V94H228ZM75 96V95H74ZM111 96V95H110ZM132 96V95H131ZM188 96V95H187ZM263 96V95H262ZM78 97V96H77ZM88 97V96H87ZM95 97V96H94ZM134 97V96H133ZM183 97V96H182ZM194 97V96H192ZM215 97V96H214ZM264 97V96H263ZM80 98V97H79ZM82 98V97H81ZM85 98V97H84ZM96 98V97H95ZM99 98V97H98ZM199 98V97H198ZM217 98V97H216ZM260 98V97H259ZM93 99V98H92ZM107 99V98H106ZM123 99V98H121ZM237 99V98H236ZM235 99V100H236ZM239 99V98H238ZM79 100V99H78ZM85 100V99H84ZM110 100V99H109ZM113 100V99H112ZM186 100V99H185ZM197 100V99H196ZM201 100V99H200ZM240 100V99H239ZM121 101V100H120ZM130 101V100H129ZM134 101V100H133ZM139 101V100H138ZM184 101V100H183ZM206 101V100H205ZM208 101V100H207ZM45 102V104H44ZM61 102V101H60ZM83 102V101H82ZM98 102V101H97ZM113 102V101H112ZM124 102V101H123ZM156 102V101H155ZM158 102V101H157ZM186 102V101H185ZM198 101H193V105L197 104ZM201 102V101H199ZM105 103V102H104ZM111 103V102H110ZM135 103V102H134ZM148 103V102H146ZM153 103V102H152ZM191 103V102H190ZM191 103V104H192ZM100 104V103H99ZM133 104V103H132ZM137 104V103H136ZM188 104V102H187ZM211 104V103H210ZM237 104V103H236ZM119 105V104H118ZM138 105V104H137ZM159 105V104H158ZM190 105V104H189ZM192 105V106H193ZM201 105V104H200ZM87 106V105H86ZM145 106V105H144ZM148 106V105H147ZM152 106V105H151ZM179 106V105H178ZM177 106V108H178ZM181 106V104H180ZM187 106V105H186ZM199 106V105H198ZM88 107V106H87ZM105 107V106H104ZM114 107H115V103H114ZM210 109H211V116H210V119L209 121L212 123V124H216L217 122H223L225 119H227V117H231L232 120L234 122H232L234 125L235 122H239L243 128L248 131L249 133H253L254 135V132L253 131H256V129L259 128V125L257 124V119H249L247 116H244V115H240L239 113V108L237 105H228V109H227V112L226 113H222L221 109L218 108V107H214V106H211L209 105ZM80 108V107H79ZM113 108V107H112ZM143 108V107H142ZM185 108V107H184ZM72 109V107H71ZM94 109V108H93ZM98 109V108H97ZM102 109V108H101ZM141 109V108H140ZM81 110V108H80ZM87 111V109H85ZM89 110V109H88ZM96 111V110H95ZM98 111V110H97ZM101 111V110H100ZM115 111V110H114ZM197 111V110H196ZM58 112L63 120H64V126L60 129L56 128L55 126V121H56V118L54 116V114ZM202 112V111H201ZM84 113V112H83ZM92 113V112H91ZM145 113V112H144ZM147 113V112H146ZM155 113V112H154ZM171 113V112H170ZM205 113V112H204ZM81 114V113H80ZM105 114V113H104ZM201 114V113H200ZM102 115V114H101ZM107 115V114H105ZM109 115V114H108ZM111 115V114H110ZM113 115V114H112ZM111 115V116H112ZM185 115H187L189 118H192L193 115L191 113V111H187L185 113ZM72 116V115H71ZM81 116V115H80ZM116 116V115H114ZM113 116V117H114ZM118 116V115H117ZM144 116V115H143ZM198 116V115H197ZM207 116V114H206ZM91 117V116H90ZM101 117V116H100ZM113 117L111 118V120L113 119ZM135 117V116H134ZM181 117V116H180ZM58 118V117H57ZM84 118V117H83ZM124 118V117H123ZM259 118V117H257ZM264 118V117H263ZM262 118V119H263ZM79 119V118H77ZM86 119V118H85ZM84 119V120H85ZM136 119H138V117L136 116ZM147 119V118H146ZM178 119V118H177ZM102 120V119H101ZM107 120V119H106ZM182 120V119H180ZM192 120V119H191ZM201 120V119H200ZM103 121V120H102ZM143 121V120H142ZM91 122V121H90ZM119 122V121H118ZM177 122V121H176ZM202 122V121H201ZM61 123V122H60ZM174 123V122H172ZM182 123V122H181ZM133 124V123H132ZM193 124V123H192ZM204 124V123H203ZM212 124L210 123H206V126L210 127ZM218 124V123H217ZM216 124V125H217ZM262 124V123H261ZM264 124V123H263ZM98 125V124H97ZM100 125V124H99ZM107 125V124H106ZM105 125V126H106ZM179 125V124H178ZM219 125V124H218ZM131 125H129L130 127ZM171 126V125H170ZM197 126H199L197 124ZM195 126V127H197ZM214 126V125H212ZM237 126V125H236ZM234 127V126H231V127H228V128H219L218 130L214 131V130H211V129H208L206 132L203 133V143L204 145L209 149V150H212L213 154H215L217 156V159L221 158L225 153H226V150L223 148H219L218 145H217V142L219 141H222V140H227L229 143L232 144V147L234 145V148H235V144H239L241 142V139H240V142H239V134H240V131L241 129L238 128V127ZM36 127H39L41 130L45 131V134L46 135H37L35 132H34V128ZM96 127V126H94ZM133 127V126H132ZM261 127V126H260ZM140 128V127H139ZM184 128V127H183ZM203 128V126L201 127ZM131 129V128H130ZM135 129V127H134ZM144 129V128H143ZM148 129V128H147ZM242 129V130H244ZM262 129V128H261ZM95 130V129H94ZM140 130V129H139ZM177 130V129H176ZM197 130V129H196ZM260 130V129H259ZM38 131V130H37ZM103 131V130H102ZM105 131V129H104ZM149 131V130H148ZM201 131V130H200ZM258 131V130H257ZM256 131V132H257ZM262 131V130H261ZM260 131V132H261ZM57 132V135L59 136H63V137H68L70 136L71 139L68 140L66 138H63V139H59V136L57 137V135H55L54 133ZM122 132V131H121ZM135 132V131H134ZM259 132V131H258ZM264 132V129L263 131ZM261 132V133H262ZM109 133V132H108ZM123 133V132H122ZM183 133V132H182ZM192 133V132H191ZM242 133V132H241ZM148 134V133H147ZM173 134V133H171ZM243 134V133H242ZM176 135V133H175ZM148 136V135H147ZM185 136V135H184ZM192 136V135H191ZM259 136V135H258ZM126 137V136H125ZM168 136H166L167 138ZM188 137V136H187ZM250 137V136H249ZM256 137V136H255ZM152 138V137H151ZM159 138V137H158ZM244 138V136H243ZM246 138V137H245ZM247 139V138H246ZM253 139V138H252ZM260 139V137H259ZM162 140V139H161ZM193 140V139H192ZM249 140V139H248ZM255 140V139H253ZM258 139L255 140V142L257 141ZM151 141V139H150ZM245 141V140H243ZM113 142V141H112ZM148 142V141H147ZM163 142V141H162ZM247 142V140H246ZM111 143V142H110ZM164 143V142H163ZM162 143V144H163ZM254 143V142H253ZM258 143V142H257ZM130 144V143H129ZM153 144V143H152ZM151 144V145H152ZM167 144V143H166ZM198 144V143H197ZM200 144V143H199ZM242 144V143H240ZM246 144V143H245ZM248 144V143H247ZM160 145V144H159ZM188 145V143H187ZM191 145V144H190ZM225 145V144H224ZM252 145V144H251ZM116 146V145H115ZM127 146V145H126ZM153 146V145H152ZM237 146V145H236ZM253 146V145H252ZM259 146V145H258ZM161 147V146H160ZM229 147V146H228ZM227 147V148H228ZM242 147V146H241ZM254 147V146H253ZM109 148V147H108ZM172 148V147H171ZM181 148V147H180ZM183 148V146H182ZM189 148V147H188ZM200 148V147H199ZM226 148V149H227ZM231 148V146H230ZM229 148V149H230ZM94 149V148H93ZM156 149V148H155ZM159 149V148H158ZM157 149V150H158ZM195 149V148H194ZM201 149V148H200ZM236 149V148H235ZM234 149V150H235ZM244 149V148H243ZM250 149V148H249ZM255 149V148H254ZM118 150V149H117ZM152 150V149H151ZM154 150V149H153ZM160 150V149H159ZM180 150V149H179ZM264 150V149H263ZM121 151V150H120ZM177 151V150H176ZM190 151V150H189ZM196 151V150H195ZM200 151V150H199ZM204 151V150H203ZM233 151V148L232 150ZM139 152V150H138ZM228 152V151H227ZM230 152V151H229ZM249 152V151H248ZM152 153V152H151ZM156 153V152H155ZM198 153V152H197ZM196 153V154H197ZM200 153V152H199ZM204 153V152H203ZM133 154V152H132ZM195 154V155H196ZM232 154V153H231ZM247 154V153H246ZM152 155V154H151ZM158 155V154H156ZM164 155V154H162ZM201 155V154H199ZM203 155V154H202ZM228 155V154H227ZM129 156V155H128ZM142 156V155H141ZM212 156V155H211ZM230 156V154L228 155ZM173 157V156H172ZM192 157V156H191ZM121 158V157H120ZM138 158V157H136ZM159 158L162 159V157L159 156ZM164 158V157H163ZM228 158V157H227ZM141 159V158H140ZM149 159V158H148ZM175 159V158H174ZM205 159H210V158H206ZM216 159V157H215ZM226 159V158H225ZM231 159V157H230ZM229 159V160H230ZM121 160V159H120ZM160 160V159H159ZM167 160V158H166ZM204 160V161H206ZM213 160V159H212ZM228 160V163L230 162ZM149 161V160H148ZM200 161H201V158H200ZM216 161H219V160H216ZM227 161V160H226ZM59 164H55V163H58ZM101 162H104V164L106 163L108 166H113L115 165L116 166V163L114 162V160L112 159L111 155L109 154H105L103 156H101ZM181 162V161H180ZM212 162V161H211ZM222 162V161H221ZM225 162V161H224ZM141 163V162H140ZM184 163V162H183ZM192 163V161H191ZM198 163H200L198 161ZM227 163V162H226ZM166 164V163H165ZM186 164V163H185ZM195 164V163H193ZM215 164V163H214ZM218 164V163H217ZM224 164V163H223ZM95 165V164H94ZM174 165V164H173ZM190 165V164H189ZM202 165V164H201ZM200 165V166H201ZM204 165V164H203ZM220 165V164H219ZM105 166V165H104ZM119 175L120 176H126V170H124V167L122 165H119ZM134 166V165H133ZM145 165H143L144 167ZM209 166V164L207 165V167ZM218 166V165H217ZM227 166V165H226ZM229 166V165H228ZM227 166V167H228ZM117 167V166H116ZM161 167V166H159ZM188 167V166H187ZM191 167V166H190ZM189 167V168H190ZM199 167V166H198ZM202 167V166H201ZM224 168H227L223 165ZM197 168V166L195 167V169ZM206 168V167H205ZM211 168V167H210ZM218 168V167H217ZM97 169V168H96ZM142 169V168H141ZM167 169V168H166ZM220 169V168H219ZM5 170V171H4ZM98 170V169H97ZM139 170V169H138ZM145 170V169H144ZM147 170V169H146ZM191 170V169H190ZM198 170V169H197ZM217 170V169H215ZM227 170V169H226ZM225 170V171H226ZM229 170V168H228ZM79 171V170H78ZM103 171V170H102ZM149 171V170H148ZM171 171V170H170ZM192 171V170H191ZM218 171V170H217ZM258 171V170H257ZM87 172V171H86ZM134 172V171H133ZM227 172V171H226ZM56 173V172H55ZM108 173V172H107ZM87 174V173H86ZM135 174V173H134ZM152 174V173H151ZM155 174V173H154ZM162 174V173H161ZM257 174V173H256ZM107 175V174H106ZM116 175V174H115ZM114 175V176H115ZM166 175V174H164ZM55 176V175H54ZM259 176V175H258ZM112 176H110L111 178ZM158 177V176H157ZM257 177V176H256ZM97 178V177H96ZM108 178V176H107ZM115 179V178H114ZM163 179V178H162ZM256 179V178H255ZM261 179V178H260ZM264 180V178H262ZM1 180V179H0ZM118 180V179H116ZM124 180V179H122ZM164 180V179H163ZM166 180V179H165ZM168 180V179H167ZM125 181V180H124ZM169 181V180H168ZM219 181V180H218ZM257 181V180H256ZM260 181V180H259ZM52 182V181H51ZM130 184H132L133 186L135 184H137L138 182H136L135 180L134 181H129ZM160 182V181H159ZM167 182V181H166ZM170 182V181H169ZM221 182V181H219ZM255 182V181H254ZM49 183V182H48ZM110 183V182H109ZM113 183V182H112ZM127 183V182H126ZM193 183V182H192ZM39 184V183H38ZM42 184V183H41ZM40 184V185H41ZM151 184V183H150ZM158 184V182H157ZM250 184V183H249ZM43 185V184H42ZM41 185V186H42ZM52 185V184H51ZM90 185V184H89ZM236 185V184H235ZM238 185V184H237ZM243 185V184H242ZM252 185V184H251ZM264 185V184H263ZM97 186V185H96ZM250 186V185H249ZM259 186H261L259 184ZM77 187V186H76ZM114 189L118 192V194L122 195L125 197L126 201L128 204H131L132 202V198L130 196V194L125 191L119 184H114L113 185ZM216 187V186H215ZM219 187V186H218ZM264 187V186H262ZM18 188V187H17ZM30 188V187H29ZM35 189V187H33ZM38 188V187H36ZM75 188V187H74ZM73 188V190H74ZM78 188V187H77ZM129 188V187H128ZM210 188V187H209ZM237 188V187H236ZM241 188V187H240ZM239 188V189H240ZM246 188V186H245ZM244 188V189H245ZM256 188V187H255ZM258 188V187H257ZM4 189V188H3ZM9 189V188H8ZM20 189V188H19ZM18 189V190H19ZM32 189V187H31ZM51 189V188H50ZM89 189V188H88ZM87 189V190H88ZM163 189V187H162ZM214 189V188H213ZM221 189V188H220ZM249 189V188H248ZM264 189V188H263ZM16 190V189H14ZM30 190V189H29ZM48 190V189H47ZM81 191V189H79ZM86 190V189H85ZM101 190V189H99ZM173 190V189H171ZM208 190V189H207ZM247 190V189H246ZM256 190V189H255ZM33 191V190H32ZM90 191V190H89ZM131 191V190H130ZM180 191V190H179ZM182 191V190H181ZM205 191V190H204ZM209 191V190H208ZM207 191V192H208ZM212 191V190H211ZM216 191V190H215ZM248 191V190H247ZM257 191V190H256ZM263 191V190H262ZM2 192V191H1ZM14 192V191H12ZM72 192V191H71ZM76 192V191H75ZM79 192V191H77ZM160 192V191H159ZM225 192V191H223ZM222 192V193H223ZM19 193V192H18ZM17 193V194H18ZM22 193V192H21ZM20 193V194H21ZM49 193V192H48ZM81 193V192H79ZM134 193V192H133ZM132 193V194H133ZM154 193V192H153ZM158 193V192H156ZM180 193V192H179ZM204 194L206 192H203ZM210 193V192H208ZM232 193V192H231ZM245 193V192H244ZM252 193V192H251ZM255 193V192H254ZM259 193V192H258ZM42 194V193H41ZM69 194V193H68ZM136 194L138 195V193L136 192ZM155 194V193H154ZM169 194V193H168ZM67 195V194H65ZM86 195V194H85ZM83 195V196H85ZM89 195V194H87ZM99 195V194H98ZM151 195V194H150ZM170 195V194H169ZM176 195V194H175ZM173 195V197L175 196ZM210 195V194H209ZM223 195H225L223 193ZM228 195V194H227ZM233 195V194H232ZM256 195V194H255ZM9 196V195H8ZM39 196V195H38ZM146 196V194H145ZM158 196V194H157ZM161 196V195H160ZM208 196V195H207ZM251 196V195H249ZM77 198H79L78 196H76ZM75 197V198H76ZM87 197V196H86ZM91 197V196H89ZM172 197V198H173ZM181 197V196H180ZM204 197V196H203ZM215 197V196H214ZM229 197H233V196H229ZM244 197V195H243ZM259 197V196H257ZM264 197V196H263ZM9 198V197H8ZM7 198V199H8ZM28 198L30 199L31 196L26 194V195H17L16 197H14L11 201V204L9 203V205H0V236H2L4 238V243L5 242V239H9L10 237V234L12 233L13 231V227L12 225L14 224V221L16 219V215L14 214V208L15 206L18 204H22V203H26V201L28 200ZM155 198V197H154ZM159 198V197H158ZM175 198V197H174ZM202 198V197H201ZM205 198V197H204ZM203 198V199H204ZM247 198V197H246ZM251 198V197H250ZM249 198V199H250ZM2 199V198H1ZM33 199V198H32ZM101 199V198H100ZM116 199V198H115ZM208 199V198H207ZM230 199V198H229ZM244 199V198H243ZM248 199V200H249ZM255 199V198H254ZM257 199V198H256ZM10 200V199H9ZM49 200V199H48ZM71 200V199H70ZM75 200V199H74ZM78 200V199H77ZM154 200V199H153ZM152 200V201H153ZM176 200V199H175ZM199 200V199H198ZM215 200V199H214ZM223 200V199H222ZM232 200V199H230ZM253 200V199H252ZM35 201V200H34ZM41 201V200H40ZM53 201V200H52ZM58 201V200H57ZM134 201V200H133ZM146 201V200H145ZM171 201V200H170ZM182 201V200H181ZM213 201V200H212ZM227 201V200H226ZM233 201V200H232ZM258 201V200H257ZM65 202V201H64ZM101 202V201H100ZM112 202V200H111ZM115 202V201H113ZM140 203V201H138ZM222 202V201H221ZM241 202V201H240ZM246 202V200H245ZM250 202V200H249ZM2 203V202H1ZM62 203V202H61ZM79 203V202H78ZM98 203V202H97ZM102 203V202H101ZM105 203V202H104ZM142 203V202H141ZM215 202H213L214 204ZM219 203V202H218ZM232 203V202H231ZM234 203V202H233ZM254 202H252L253 204ZM60 204V203H59ZM64 204V203H63ZM62 204V205H63ZM100 204V203H98ZM146 204V202H145ZM183 204V203H182ZM216 204V203H215ZM237 204V203H235ZM242 204V203H241ZM263 204V203H262ZM90 205V204H89ZM110 205V204H109ZM125 205V204H124ZM156 205V204H155ZM177 205V204H176ZM217 205V204H216ZM222 205V204H221ZM226 205V204H225ZM250 205V203H249ZM257 205V204H255ZM25 206V205H24ZM50 204H45L43 206L41 205H34V207L32 208L31 212L25 214V216L23 217L24 218V221H23V224H22V228L19 229V232H20V241L24 244V245H28L32 242V240H34L36 238V236L38 235V227L40 224L46 222V223H49V225H54L55 222V219H52L50 216H48V212H49V209H50ZM121 206V205H120ZM171 206V205H170ZM169 206V207H170ZM173 206V204H172ZM183 206V205H182ZM215 206V205H214ZM230 206V205H228ZM246 206V205H245ZM264 206V205H263ZM20 207V206H19ZM61 207V206H60ZM86 207V206H85ZM145 207V205H144ZM152 207V206H151ZM160 207V206H159ZM168 207V209H169ZM185 207V206H184ZM187 207V206H186ZM202 207V206H201ZM208 207V206H207ZM218 207H220L218 205ZM217 207V208H218ZM223 207V206H222ZM225 207V206H224ZM252 207V205H251ZM262 207V205H261ZM56 208V207H55ZM110 208V207H109ZM154 208V207H153ZM164 208V207H163ZM204 208V207H203ZM233 208V207H232ZM240 209V207H238ZM254 208V207H253ZM54 209V208H53ZM106 209V208H105ZM111 209V208H110ZM180 209V208H179ZM185 209V208H184ZM188 209V208H187ZM198 209V208H197ZM237 209V208H236ZM258 209V208H257ZM59 210V209H58ZM162 210V209H161ZM160 210V211H161ZM166 210V209H165ZM173 210V209H172ZM191 210V209H190ZM227 210V209H225ZM252 210V209H251ZM55 211V210H54ZM57 211V209H56ZM120 211V210H119ZM144 211V210H143ZM187 211V210H186ZM192 211V210H191ZM216 211V210H215ZM214 211V212H215ZM223 211V210H222ZM245 211V210H244ZM260 211V210H259ZM258 211V212H259ZM52 212V211H51ZM50 212V213H51ZM114 212V211H113ZM128 212V211H127ZM137 212V211H136ZM183 212V211H182ZM190 212V211H189ZM220 212V211H219ZM227 212V211H226ZM224 212V213H226ZM231 212V211H230ZM237 212V211H236ZM253 212V211H252ZM251 212V213H252ZM257 213V211H255ZM254 212V214H255ZM115 213V212H114ZM120 213V212H119ZM145 213V212H144ZM159 213V212H158ZM169 213V212H168ZM175 213V212H174ZM177 213V212H176ZM200 213V212H199ZM170 214V213H169ZM184 214V213H183ZM227 214V213H226ZM250 214V213H249ZM253 214V213H252ZM259 215V213H257ZM51 215V214H50ZM117 215V214H116ZM166 215V214H165ZM173 215V213H172ZM212 215V214H211ZM214 215V214H213ZM256 215V214H255ZM263 215V214H262ZM112 216V215H111ZM133 216V215H132ZM164 216V214H163ZM170 216V215H169ZM178 216V215H176ZM238 216V215H237ZM250 216V215H249ZM252 216V215H251ZM250 216V217H251ZM115 217V216H114ZM146 217V216H145ZM173 217V216H172ZM190 217V216H189ZM233 217V216H232ZM249 217V218H250ZM263 217V216H262ZM166 218V217H165ZM176 218V217H175ZM174 218V219H175ZM187 218V216H186ZM218 218V217H217ZM216 218V219H217ZM223 218V217H222ZM238 218V217H237ZM248 218V217H247ZM257 218V217H256ZM77 214H72L71 212L70 213H66L65 215H63L62 217V222H64V225L65 226H69L70 224H75L77 222ZM96 219V218H95ZM112 219V218H111ZM171 219V218H170ZM179 219V218H178ZM190 219V218H189ZM193 219V218H192ZM208 219V218H207ZM215 219V220H216ZM233 219V218H232ZM253 219V218H252ZM260 219V218H258ZM110 220V219H109ZM109 220L105 219L104 217H101L99 222L103 225L109 223ZM173 220V219H172ZM214 220V221H215ZM244 220V219H243ZM254 220V219H253ZM82 221V220H81ZM188 221V220H186ZM191 221V220H190ZM189 221V222H190ZM209 221V220H208ZM222 221V220H221ZM225 221V220H224ZM227 221V220H226ZM241 221V220H240ZM16 222V221H15ZM147 222V221H146ZM171 222V221H169ZM176 222V221H175ZM185 222V221H184ZM192 222V221H191ZM196 222V221H195ZM239 222V221H238ZM252 222V220H251ZM257 222V221H256ZM85 223V222H84ZM114 223V221H113ZM174 223V222H173ZM180 223V222H179ZM225 223V222H224ZM230 223V222H229ZM244 223V221H243ZM259 223V222H258ZM261 223V222H260ZM263 223V222H262ZM20 224V222H19ZM146 224V223H145ZM158 224V223H157ZM181 224H183L181 222ZM190 224V223H189ZM195 224V223H194ZM193 224V225H194ZM217 224V223H216ZM237 224V223H235ZM242 224V223H241ZM32 226L30 229L27 228V226ZM98 225V224H97ZM130 225V224H129ZM167 225V224H166ZM186 225V224H185ZM184 225V226H185ZM243 225V224H242ZM44 226V225H43ZM79 226V225H78ZM89 226V225H88ZM90 226H93V225H90ZM157 226V225H156ZM168 226V225H167ZM219 226V225H218ZM227 226V225H226ZM234 226V225H233ZM253 226V225H252ZM256 226V225H255ZM158 227V226H157ZM163 227V226H162ZM165 227V226H164ZM177 227V225H176ZM183 227V226H182ZM189 227V226H188ZM187 227V228H188ZM191 227V226H190ZM194 227V226H193ZM196 227V226H195ZM229 227V226H228ZM235 227V226H234ZM260 227V226H259ZM67 228V227H66ZM81 226H79V228L76 230V232L73 234L74 236V240H76L77 242L80 240V235H79V232L81 231ZM198 228V227H197ZM224 228V227H223ZM226 228V227H225ZM240 228V227H239ZM250 228V227H248ZM255 228V227H254ZM264 228V227H263ZM116 229V228H115ZM177 229V228H176ZM183 229V228H181ZM193 229V228H192ZM228 229V228H227ZM251 229V228H250ZM88 230V229H86ZM118 229H116L117 231ZM174 230V229H173ZM186 230V229H185ZM194 230V229H193ZM196 230V229H195ZM264 230V229H263ZM107 231V230H106ZM148 231V230H147ZM165 231V230H164ZM179 231V230H178ZM183 231V230H182ZM187 231V230H186ZM234 231V229H233ZM238 231V230H237ZM249 231V230H248ZM252 231V230H251ZM146 232V231H145ZM167 232V231H166ZM171 232V231H170ZM174 232V231H173ZM188 232V231H187ZM221 232V231H220ZM247 232V231H246ZM245 232V233H246ZM255 232V231H254ZM90 233V232H89ZM94 233V232H93ZM122 233V232H121ZM177 233V231L175 232ZM197 233V232H196ZM202 233V232H201ZM206 233V232H205ZM236 233V232H235ZM248 233V232H247ZM250 233V232H249ZM43 234V233H41ZM45 234V233H44ZM107 234V233H106ZM119 234V233H118ZM144 234V233H143ZM164 234V233H163ZM173 234V233H172ZM195 234V233H194ZM192 234V235H194ZM204 234V233H203ZM208 234V233H207ZM210 234V233H209ZM229 234V233H226V235ZM238 234V233H237ZM240 234V233H239ZM256 234V233H255ZM254 234V235H255ZM124 235V234H123ZM127 234L125 233V236ZM141 235V234H140ZM147 235V234H146ZM145 235V236H146ZM185 235V234H184ZM196 235V234H195ZM206 235V234H205ZM47 236V234H46ZM90 236V234H89ZM110 236V235H109ZM176 236V235H175ZM183 236V235H182ZM197 236V235H196ZM204 236V235H203ZM202 236V237H203ZM214 236V235H213ZM222 236V235H221ZM250 236V235H249ZM93 237V236H92ZM113 237V236H112ZM181 237V236H180ZM201 237V238H202ZM211 237V236H210ZM223 237V236H222ZM230 237V236H229ZM238 237V236H237ZM88 238V237H87ZM147 238V237H146ZM149 238V237H148ZM166 238V237H164ZM170 238V237H169ZM168 238V239H169ZM179 238V237H178ZM185 238V237H184ZM216 238V237H215ZM235 238V237H234ZM250 238V237H249ZM258 238V237H257ZM260 238V236H259ZM50 241L47 242V245L51 248V250L55 253L54 255V258H56V261L57 264H62L61 262V259L66 256L67 254H69V249H70V246H71V243H69L66 239V237L61 234L60 232L58 231H55L53 233V235L50 237ZM92 239V238H91ZM103 239V238H102ZM129 239V238H128ZM154 239V238H153ZM167 239V238H166ZM165 239V240H166ZM231 239V237H230ZM264 239V238H263ZM262 239V240H263ZM72 240V239H71ZM88 240V239H87ZM86 240V241H87ZM93 240V239H92ZM119 240V239H118ZM121 240V239H120ZM119 240V241H120ZM123 240V239H122ZM152 240V239H151ZM155 240V239H154ZM188 240V239H187ZM250 240V239H249ZM248 240V241H249ZM16 241V240H15ZM75 241V242H76ZM193 241V239H192ZM209 241V240H207ZM207 241H204V244L205 242ZM239 241V240H238ZM252 241V240H251ZM89 241H87V244H88ZM106 242H107V239H106ZM105 242V244H106ZM126 242V241H125ZM133 242V241H132ZM161 242V241H159ZM179 242V241H178ZM216 242V241H215ZM214 242V243H215ZM218 242V241H217ZM216 242V244H217ZM222 241H220V244H221ZM224 242V241H223ZM256 242V241H255ZM254 242V243H255ZM263 244L264 242L261 241ZM92 243V242H90ZM95 243V242H94ZM97 243V242H96ZM114 243V242H113ZM122 243H124L122 241ZM134 243V242H133ZM163 243V242H161ZM167 243V242H166ZM173 243V242H172ZM171 243V244H172ZM196 243V242H195ZM201 240H200V245H201ZM208 243V242H207ZM253 243V242H252ZM74 244V243H73ZM77 244V243H76ZM85 244V243H84ZM136 244V243H135ZM149 244V243H148ZM165 244V243H164ZM170 244V243H169ZM188 244V243H187ZM191 244V242H190ZM199 244V242H198ZM232 244V242H231ZM245 244V243H244ZM257 244V243H256ZM98 245V244H97ZM107 245V244H106ZM124 245V244H123ZM150 245V244H149ZM161 245V244H160ZM182 245V244H181ZM194 245V244H193ZM199 245V246H200ZM207 246V244H205ZM222 245V244H221ZM260 245V244H259ZM10 246V245H9ZM15 246V245H14ZM35 246V245H34ZM38 246V245H37ZM36 246V247H37ZM45 246V245H44ZM91 246V245H90ZM99 246V245H98ZM96 246V247H98ZM120 246V245H119ZM147 246V245H146ZM159 246V245H158ZM177 246V245H176ZM190 246V245H189ZM213 246V245H212ZM215 246V245H214ZM240 246H241V243H240ZM252 246V245H251ZM32 247V246H31ZM35 247V248H36ZM95 247V246H94ZM101 247V246H100ZM124 247V246H122ZM137 247V246H135ZM164 247V245H163ZM167 247V246H166ZM171 247V245H170ZM178 247V246H177ZM182 247V246H181ZM204 247V246H203ZM209 247V246H208ZM229 247V245H228ZM244 247V246H242ZM250 247V246H249ZM5 248V247H4ZM83 248V247H81ZM99 248V247H98ZM117 248V247H116ZM176 248V247H175ZM179 248V247H178ZM186 248V246H185ZM184 248V249H185ZM192 248V247H191ZM194 248V247H193ZM199 248V247H198ZM214 248V247H213ZM222 248V247H221ZM238 248V247H237ZM262 248V246H261ZM14 249V248H13ZM29 249V248H28ZM75 249V248H74ZM88 250V247L86 248ZM92 249V248H91ZM97 249V248H96ZM102 249V248H101ZM106 249V248H105ZM110 249V248H109ZM114 249V248H113ZM133 249V248H132ZM180 249H183V248H180ZM183 249V250H184ZM189 249V248H188ZM195 249V248H194ZM193 249V250H194ZM207 249V248H205ZM211 249V248H210ZM232 249V248H231ZM31 250V249H30ZM85 250V249H84ZM94 250V249H92ZM98 250V249H97ZM112 250V249H111ZM110 250V251H111ZM135 250V249H134ZM140 250V249H139ZM138 250V251H139ZM171 250V249H170ZM197 250V249H196ZM212 250V249H211ZM223 250V249H222ZM222 250H220L222 252ZM34 251V250H32ZM80 251V250H79ZM91 250H89L88 252L91 254L90 252ZM104 251V250H103ZM125 251V250H124ZM214 251V250H213ZM16 252V251H15ZM87 252V253H88ZM96 252V251H95ZM123 252V251H122ZM136 252V251H135ZM142 252V251H141ZM190 252V251H189ZM188 252V253H189ZM204 252V251H203ZM208 252V251H207ZM13 253V252H12ZM80 253V252H78ZM86 253V254H87ZM98 254V252H96ZM134 253V251H133ZM178 253V252H177ZM214 253V252H213ZM216 253V252H215ZM218 253V252H217ZM14 254V253H13ZM73 254V253H72ZM96 254V255H97ZM144 254V253H143ZM205 254V253H204ZM222 254V253H221ZM237 254V253H236ZM264 254V253H263ZM3 255V254H2ZM11 255V254H10ZM17 255V254H16ZM25 255V254H24ZM27 255V254H26ZM33 255V254H32ZM50 255V254H48ZM89 255V254H88ZM95 255V257H96ZM110 255V254H109ZM118 255V254H117ZM139 254L135 255V256H138ZM170 255V254H169ZM186 255V254H185ZM188 255V254H187ZM186 255V256H187ZM191 255V254H190ZM196 255V254H195ZM209 256V254H207ZM206 255V256H207ZM211 255V254H210ZM218 254H216L215 256H217ZM231 255V254H230ZM261 255V254H260ZM7 256V255H6ZM73 256V255H72ZM71 256V257H72ZM103 256V255H102ZM108 256V255H107ZM114 256V255H113ZM119 256V255H118ZM144 256V255H143ZM159 256V255H157ZM167 256V255H165ZM182 256V255H180ZM207 256V257H208ZM9 257V256H8ZM7 257V258H8ZM82 257V256H81ZM98 257V255H97ZM116 257V256H115ZM198 257V255L196 256ZM201 257V256H200ZM214 257V254L213 256ZM257 257V256H256ZM26 258V257H25ZM126 258V257H125ZM145 258V257H144ZM147 258V256H146ZM220 258V257H219ZM255 258V257H254ZM259 258V257H257ZM10 259V258H9ZM36 259V258H35ZM50 259V258H49ZM91 259V258H90ZM143 259V258H142ZM161 259V258H160ZM171 259V258H169ZM197 259V258H196ZM223 259V255H222V258L221 260ZM261 259V257H260ZM6 260V259H5ZM55 260V259H54ZM65 260V259H64ZM63 260V261H64ZM99 260V259H98ZM177 260V259H176ZM186 260V258H185ZM191 260V259H190ZM198 260V259H197ZM195 260V261H197ZM207 260L210 262V259L207 258ZM220 260V261H221ZM229 260V259H228ZM250 260V259H249ZM11 261V260H10ZM16 261V260H15ZM20 261V260H19ZM26 261V260H25ZM37 261V260H36ZM44 261V260H43ZM42 261V263H43ZM90 261V260H88ZM94 261V260H93ZM109 261V260H108ZM119 261V260H118ZM132 261V260H131ZM160 261V260H159ZM158 261V262H159ZM165 261V260H164ZM163 261V262H164ZM172 263H173V259L171 260ZM203 261V260H202ZM215 261V260H213ZM243 261V260H242ZM246 260L243 261V263L245 262ZM248 261V260H247ZM259 261H262V260H259ZM257 261V262H259ZM5 262V261H4ZM29 262V261H28ZM33 262V261H32ZM67 262V261H66ZM112 262V261H111ZM147 262V261H146ZM145 262V263H146ZM162 262V263H163ZM177 262V261H176ZM183 262V261H182ZM199 262V260L197 261V263ZM216 262V261H215ZM233 262V261H232ZM238 262V261H237ZM6 263V262H5ZM25 263V262H24ZM71 263V262H70ZM85 263V261H84ZM89 263V262H88ZM167 263V262H166ZM165 263V264H166ZM170 263V262H169ZM196 263V264H197ZM201 263V262H199ZM217 263V262H216ZM236 263V262H235ZM251 263V262H250ZM253 263V262H252ZM261 263V262H260ZM11 264V263H10ZM20 264V263H19ZM49 264V263H48ZM54 264V263H53ZM123 264V263H122ZM186 264V263H184ZM194 264V263H193ZM203 264V263H202ZM213 264V263H212ZM218 264V263H217ZM225 264V261L224 263ZM230 264V263H229ZM237 264V263H236ZM245 264V263H244ZM256 264V263H254Z\"/></svg>","mask_w":264,"mask_h":264}]
</instances>
